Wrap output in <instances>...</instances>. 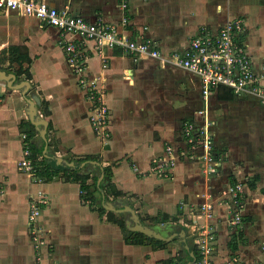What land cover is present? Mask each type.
I'll return each instance as SVG.
<instances>
[{"label": "crops", "instance_id": "1", "mask_svg": "<svg viewBox=\"0 0 264 264\" xmlns=\"http://www.w3.org/2000/svg\"><path fill=\"white\" fill-rule=\"evenodd\" d=\"M36 1L90 22L102 18L122 35L151 40L167 58L183 53L203 28L214 32L228 19L242 18L248 30V53L255 68L264 70V0H129L126 11L121 0ZM66 40L84 50L82 74L68 63ZM13 47L20 49L16 54L25 52L28 61L11 64ZM20 69L23 73L18 74ZM0 71L16 76L13 81L0 78V264L192 260L196 251L201 254L196 236L200 228L214 236L209 254L214 263L224 264L233 257L247 263L264 260V102L260 99L219 87L206 105L199 77L180 66L162 65L159 59L119 48L97 47L33 16L1 9ZM82 78L97 82L104 92L109 107L106 138L92 128V102ZM35 97L40 100L37 115L48 122L45 140L39 130L43 127L30 115ZM205 107L218 157L213 172L201 163L199 148L194 158L183 155L189 146L183 122L201 125L197 111ZM31 129L36 134L29 138ZM26 139L29 147L34 144L55 165L79 168L90 184L97 180L96 204L84 202L80 183L67 181L62 173L47 179L21 168ZM168 146L176 158L169 175L163 177L152 167L154 160L168 158ZM86 156L94 160L79 165L78 160ZM105 168H111L110 182L124 196L106 198L101 188ZM238 183L242 184L239 204L232 194ZM120 201L160 234L173 229L163 235L168 240L145 235L165 242L163 247H154L146 239L126 241L127 232L119 221L126 231L142 233L130 230L129 213L123 218L126 212L107 207V203L119 207ZM33 203L41 206L34 221L30 218ZM235 211L242 216L238 225L230 223ZM162 214L174 221L155 222Z\"/></svg>", "mask_w": 264, "mask_h": 264}, {"label": "built area", "instance_id": "2", "mask_svg": "<svg viewBox=\"0 0 264 264\" xmlns=\"http://www.w3.org/2000/svg\"><path fill=\"white\" fill-rule=\"evenodd\" d=\"M121 7L128 10L129 0H121ZM0 9L6 12H17L21 15L33 16L44 24L58 28L64 33L79 36L85 42H94L97 47L109 46L119 48L131 55H147L159 59L162 65L173 64L180 66L197 75L201 82L202 95L206 105L210 101L211 94L219 87H226L236 95L255 96L264 102V70H258L254 66L251 55L248 53L245 37L247 26L242 18L228 19L211 32L205 28L194 36L183 53H173L171 56H162L157 44L151 40H135L120 34L116 27L108 24L102 18L90 22L80 15H74L67 9H58L45 2L36 0H0ZM127 24V16L123 19ZM68 63L74 71L82 74L85 70L84 50L73 40H66L64 45ZM81 83L87 84L89 99L92 102L90 122L96 135L106 138L108 136L109 107L104 100V92L97 82L87 83L81 79ZM202 117L203 123L197 125L195 121L183 122V134L188 142V149L183 155L194 158V150L199 148L201 163L206 165L208 172L216 171L218 157L214 152V135L211 131V121L208 117L207 107L197 111ZM27 138V135L24 134ZM24 158L19 162L20 167L33 173L37 171L32 164V155L29 141L26 139ZM168 158L154 160L152 170L159 176L169 175L175 164L176 154L171 146L167 147ZM222 158V157H220ZM41 157H38L40 160ZM242 192V184L238 183L232 189L235 202L239 204V193ZM44 204L45 200L41 199ZM41 212L38 203L31 205L30 218L36 220ZM242 221L239 211H235L231 219L232 225H238ZM197 234V246L201 250V257L190 260L184 264H216L210 258L213 234L201 229ZM264 249V246H263ZM224 264H264V260H256L252 263L233 257Z\"/></svg>", "mask_w": 264, "mask_h": 264}, {"label": "trees", "instance_id": "3", "mask_svg": "<svg viewBox=\"0 0 264 264\" xmlns=\"http://www.w3.org/2000/svg\"><path fill=\"white\" fill-rule=\"evenodd\" d=\"M20 50L18 47H13V50ZM18 51H14L13 53H10V63H19L20 65H22L24 62L28 61L27 58V54L24 52H19L18 54H16ZM23 73L21 71V69L18 71V74ZM28 137L32 138L36 132L31 129L30 131H28ZM30 150L32 155L30 156L31 160H32V164L35 167V169L37 170V174H39L42 177H45L47 179H53L54 177L60 175V173L63 174V177H65V179L67 181H76L80 183V188H81V198L84 202L89 203L90 206H94V204H96L97 200V196H96V192L99 191V187L97 186V180H95L93 183H88V179L89 176L86 174H79V168H69L67 166H58L55 165V163L47 158H45L42 155V150L39 149L38 147H36L34 144L30 145ZM43 156V158H42ZM38 157H41L40 160H38ZM90 160H94L93 156H86L84 158H81L78 160V164L81 165V163L86 162V161H90ZM111 168H105V178H104V182L101 185V188L104 190L106 198L110 199V197L112 196L113 199H117L119 197L124 196V194L120 191H118L116 189V186L110 182L111 180ZM102 212L104 211V209H101ZM100 210V211H101ZM154 221L157 223H166L168 221H174V218H172L171 216L167 215V214H162L160 217H156L154 218ZM119 225L122 227V229L127 232L125 234V238L126 241L131 243V242H137V243H143L146 240H150L152 242V245L154 247H163L165 245V242L160 241V240H156L154 238H148L143 234H139V233H133V232H128L125 229V225L123 221H119ZM231 246L233 248H235L233 246V244H231ZM201 257V254L196 251V256L194 259H198ZM193 260V259H192ZM190 261L189 259H185L183 257H179L177 260L174 259H170V260H166L163 261L161 264H184L186 262Z\"/></svg>", "mask_w": 264, "mask_h": 264}, {"label": "water", "instance_id": "4", "mask_svg": "<svg viewBox=\"0 0 264 264\" xmlns=\"http://www.w3.org/2000/svg\"><path fill=\"white\" fill-rule=\"evenodd\" d=\"M0 78H2L3 80H7V81L16 80V76L14 74L6 73L4 71H0ZM23 84H24L23 86H25V87L28 86L27 82H24ZM33 100H35V101H30V103H31L30 115L32 116V120L34 121L35 124L41 125L43 127L39 130H40L41 137L44 138V140H45L46 136H47L48 122L45 119H43L37 115V107L40 105V100L37 97H35ZM58 161L61 162V160L59 158H58ZM63 162L70 167L75 166V163H73V162H68L65 160ZM118 206L119 207H115L112 203H107V207L110 208V210H113V211H116L119 213L126 212V213H129L131 215L130 220L127 222L128 225L130 226L129 227L130 230H132L134 232H140L144 235L154 237L157 239L168 240V238L164 237L162 234H160L159 232H157L153 228L143 224V222L141 221L136 210L134 208H132L130 205L123 204V202L120 201L118 203ZM182 234H185V232H182Z\"/></svg>", "mask_w": 264, "mask_h": 264}, {"label": "rangeland", "instance_id": "5", "mask_svg": "<svg viewBox=\"0 0 264 264\" xmlns=\"http://www.w3.org/2000/svg\"><path fill=\"white\" fill-rule=\"evenodd\" d=\"M122 216H123V218H127V217L129 216V214H128V213H122ZM149 226H150V225H149ZM150 227H151V226H150ZM151 228H152V227H151ZM153 229H154V228H153ZM172 230H173V229H170V230H166V231H164V232H163V235L168 236Z\"/></svg>", "mask_w": 264, "mask_h": 264}]
</instances>
